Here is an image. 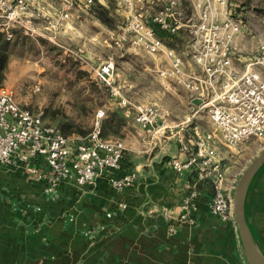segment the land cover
Wrapping results in <instances>:
<instances>
[{
  "label": "crops",
  "instance_id": "crops-1",
  "mask_svg": "<svg viewBox=\"0 0 264 264\" xmlns=\"http://www.w3.org/2000/svg\"><path fill=\"white\" fill-rule=\"evenodd\" d=\"M100 2L110 5L109 0ZM77 26V22H70L64 34L76 33ZM182 31L185 34L179 35V42L184 46L188 29ZM119 49L108 58H116L124 94L137 103L157 105L159 124L165 122L168 127L155 136L149 135L136 122L135 111L120 106L111 97L112 105L120 108L125 118L121 133L111 138L125 144L124 171L137 173L136 181L123 190L112 187L111 174L106 172L94 184L64 180L54 194H47L46 183L22 167L0 165V264H246L235 227L210 210V181L197 184L200 194L190 211L193 222L182 218L185 196L197 174L196 170L178 174L172 160L186 159L189 152L183 150V143H189L192 150L199 134L214 129L210 115L191 101L190 93L183 87L173 83L166 88L169 80L159 77V64H142L141 58L146 54L131 48ZM238 56L235 65L244 70L251 56ZM125 58H135L140 63L138 71L127 67ZM147 72L155 76L161 88L174 94L181 105L179 112L164 108L157 100L136 97L134 90L145 86ZM177 86L184 89V95L173 90ZM218 147L222 160L234 155V148L227 150L222 142ZM226 170L232 186L236 177L229 175V166ZM263 178L253 188L251 203L257 207Z\"/></svg>",
  "mask_w": 264,
  "mask_h": 264
},
{
  "label": "built area",
  "instance_id": "built-area-1",
  "mask_svg": "<svg viewBox=\"0 0 264 264\" xmlns=\"http://www.w3.org/2000/svg\"><path fill=\"white\" fill-rule=\"evenodd\" d=\"M87 4L94 0H85ZM162 6L149 16L136 14L113 38L119 47L125 43L134 51L164 56L157 72L186 89L191 101L200 99L199 108L214 122V129L199 134L195 148L183 143L186 159L174 158V170L184 175L196 170V182L183 202L182 218L193 222L190 211L199 197V181H210L213 197L210 210L224 221L232 220L231 185L219 156V143L237 148L251 138L264 137V42L246 63L244 70L235 65V41L243 29V19L230 7L228 0H198L196 18L188 14L179 0H157ZM73 0H61V8L50 11L46 0H0V29L9 38L21 29L31 36L54 41L72 16ZM187 28L188 38L182 50L171 47L165 35L178 36ZM48 34V35H47ZM165 34V35H164ZM79 59V51H71ZM99 83L120 106L135 111V120L155 136L168 127L159 124L160 110L155 104L137 103L128 98L118 81V65L110 57L93 65ZM42 111L22 107L14 91L0 87V165L22 167L46 183L47 194H54L60 182L74 179L77 184H94L109 172L114 189L123 190L137 179L134 171L125 172V144L121 139L102 136L103 109L98 110L91 132L84 137L64 135L44 120ZM108 216H112L109 213ZM175 232V229H171Z\"/></svg>",
  "mask_w": 264,
  "mask_h": 264
},
{
  "label": "rangeland",
  "instance_id": "rangeland-1",
  "mask_svg": "<svg viewBox=\"0 0 264 264\" xmlns=\"http://www.w3.org/2000/svg\"><path fill=\"white\" fill-rule=\"evenodd\" d=\"M109 1L115 15L114 28L103 24L91 11L94 2L100 0H94L90 4L85 0H73L72 16L68 24L72 21L79 24L76 33L67 36L63 29L52 41L48 37L31 36L22 32L27 39L20 47V51L9 59L6 78L2 83V86L14 91L21 106L29 107L35 112L42 111L46 123L56 125L57 121L65 117L72 119L77 127L86 131L84 134H79L81 137L93 129L98 110L103 109L106 114L107 108H117L112 105L107 88L97 81L92 66L106 60L111 53H117L119 48H130L127 43L119 47L113 40L130 18L136 14L149 16L151 12L157 10L151 0ZM179 1L181 6L188 7V9L185 7L187 12L189 11L188 14L196 18L198 0ZM46 2L50 11L61 8V0H46ZM228 2L233 12L243 19V29L241 36L238 37L235 56L238 58V54H242L244 57H252L264 42V0H228ZM177 44L179 50L184 48L181 42ZM71 51H79L84 56V60L73 55ZM139 54L147 55H142L141 58L145 66L164 65L162 56L154 58L144 51H140ZM114 59L116 60L115 57ZM133 59L136 61L135 58ZM126 60L124 64L127 67L138 71L137 64H140L138 61L136 63L130 58ZM238 62L243 66L241 61ZM147 74L149 79H146L145 86L140 90H134L136 97L146 101L157 100L164 108H173L179 112L181 105L177 103L174 94L161 88L154 75L148 72ZM173 90L179 95H184L185 92L178 86ZM49 109L59 111L55 115L56 119L46 115ZM224 146L230 150V147ZM262 148H264V137H255L234 148L233 156L229 151L230 160L226 157L223 162H226L227 168L229 166L231 178H237ZM262 185L259 196L261 200L258 207L254 206L253 219L264 241V178ZM231 223L234 226L233 220Z\"/></svg>",
  "mask_w": 264,
  "mask_h": 264
},
{
  "label": "water",
  "instance_id": "water-1",
  "mask_svg": "<svg viewBox=\"0 0 264 264\" xmlns=\"http://www.w3.org/2000/svg\"><path fill=\"white\" fill-rule=\"evenodd\" d=\"M193 102L201 104L200 99ZM261 176H264V148L250 160L232 183L229 192L232 220L246 264H264V241L254 222L255 207L251 203L253 188Z\"/></svg>",
  "mask_w": 264,
  "mask_h": 264
},
{
  "label": "trees",
  "instance_id": "trees-1",
  "mask_svg": "<svg viewBox=\"0 0 264 264\" xmlns=\"http://www.w3.org/2000/svg\"><path fill=\"white\" fill-rule=\"evenodd\" d=\"M155 1L157 0H151L152 3H155L157 9L160 8L162 6V2L157 1L156 3ZM91 11L103 24H105L110 28L115 27L114 26L115 15L113 13L112 6L109 5L108 7L100 2H94ZM13 33H14V37L9 38L6 31L0 29V86H2V83L5 81L6 68L9 63V59L11 58V56L14 55V53L20 51V47L24 45V42L27 39V36H24L22 34L21 29H14ZM183 33L184 31L181 30L180 34L182 35ZM179 35L178 36L165 35V37L167 36L166 37L167 44L171 47H174L177 50L179 49L177 42H179L181 38ZM25 108H29V107H25ZM58 112H59L58 110L55 111L49 109L47 110L46 115L47 116L50 115L52 119H56L55 115ZM56 123H57L56 125L54 124L51 125L57 127L66 136L76 135V133L78 134L77 136H81L79 134L86 133V131L82 130L80 127H77L74 124L75 122L72 121V119H68L65 117L64 119H61ZM124 123H125V118L120 108H115V109L107 108L105 117L102 119V131H103L102 136L108 139V137L110 136H116L120 134L121 128L123 127ZM88 134L84 136H87Z\"/></svg>",
  "mask_w": 264,
  "mask_h": 264
}]
</instances>
